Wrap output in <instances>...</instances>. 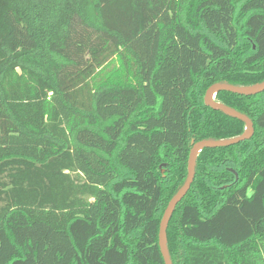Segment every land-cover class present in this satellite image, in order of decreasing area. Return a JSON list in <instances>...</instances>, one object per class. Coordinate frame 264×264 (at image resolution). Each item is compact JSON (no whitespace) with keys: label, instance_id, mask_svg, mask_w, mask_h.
Here are the masks:
<instances>
[{"label":"trees","instance_id":"1","mask_svg":"<svg viewBox=\"0 0 264 264\" xmlns=\"http://www.w3.org/2000/svg\"><path fill=\"white\" fill-rule=\"evenodd\" d=\"M263 82L264 0H0V264H165L246 134L208 89ZM215 101L254 133L169 255L264 264V92Z\"/></svg>","mask_w":264,"mask_h":264},{"label":"water","instance_id":"2","mask_svg":"<svg viewBox=\"0 0 264 264\" xmlns=\"http://www.w3.org/2000/svg\"><path fill=\"white\" fill-rule=\"evenodd\" d=\"M220 91H227L239 95H246V96H251V95H256L259 93L264 92V82L252 87H244L240 88L237 86L233 85H228V84H214L212 85L205 96V104L208 107H211L215 110L222 111L226 115L232 116L234 118H237L241 121H243L246 126V134L243 137L239 138H234L230 140H224V141H200L196 143L189 155V160H188V177L186 179V182L184 186L181 188V190L176 194V196L170 201L169 205L167 206L164 215L162 217L161 223H160V231H159V246L161 253L163 255L165 264H172V260L169 255L168 247H167V230L168 226L170 223V220L177 208V206L180 204V202L185 198L189 190L191 189L192 184L194 183L195 180V170H196V161L199 156V154L204 150V149H214V148H223V147H229L238 144L239 142L250 138L252 134L254 133V125L253 122L245 115L242 113L237 112L236 110L218 103L215 101V97L218 92ZM213 94L215 96L213 97Z\"/></svg>","mask_w":264,"mask_h":264},{"label":"bare ground","instance_id":"3","mask_svg":"<svg viewBox=\"0 0 264 264\" xmlns=\"http://www.w3.org/2000/svg\"><path fill=\"white\" fill-rule=\"evenodd\" d=\"M215 96V94H213V97Z\"/></svg>","mask_w":264,"mask_h":264}]
</instances>
